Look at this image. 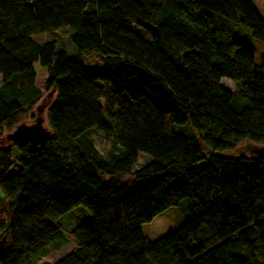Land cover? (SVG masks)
Here are the masks:
<instances>
[{
	"label": "trees",
	"instance_id": "trees-1",
	"mask_svg": "<svg viewBox=\"0 0 264 264\" xmlns=\"http://www.w3.org/2000/svg\"><path fill=\"white\" fill-rule=\"evenodd\" d=\"M236 25L264 42L251 0H0V134L41 98L34 64L54 94L44 145L1 137L0 264H37L66 234L73 250L42 264H264V156L232 154L264 144V55L254 62ZM67 27L76 55L32 38ZM91 52L107 73L84 68ZM92 127L112 140L106 155ZM138 152L150 161L123 180ZM183 199L176 230L141 234ZM77 205L91 216L64 232L57 218Z\"/></svg>",
	"mask_w": 264,
	"mask_h": 264
},
{
	"label": "rangeland",
	"instance_id": "rangeland-1",
	"mask_svg": "<svg viewBox=\"0 0 264 264\" xmlns=\"http://www.w3.org/2000/svg\"><path fill=\"white\" fill-rule=\"evenodd\" d=\"M254 4L260 15L264 19V0H251ZM131 29L138 33L139 35L145 37V34L142 32L141 29L131 26ZM234 33H232V37L244 47L250 49L253 55L254 62L258 64L260 62V56L264 55V42L259 41L252 37L250 31L242 26L236 25L234 28ZM73 32L71 28H60L53 31H47L43 33H39L33 35L32 38L38 44H42L45 41H55L56 46L59 48H63L67 54L69 55H76V49L70 40V34ZM234 49V47H233ZM81 63L83 64L84 68L90 73H107L106 64L103 62L100 55L95 52L91 53H84L79 56ZM34 83L36 87L42 88L41 98L33 105L32 109L28 111L25 117L22 119L21 123L29 124L33 122L35 118L40 115L44 118L42 125L44 127L47 126L46 121V110L43 109V112H37V107L40 105H48V103L54 99V94H49L46 99V91L43 89V83L47 76L45 68L39 66L38 64H34ZM221 83L232 89V83L227 78H221ZM190 129V131L188 130ZM175 131H188L189 133L192 132L187 123L174 125ZM7 132L3 131L0 134V146H4L6 141L2 140V135L4 136ZM87 135L92 140L96 150L101 155H106L109 150H111L112 140L108 137H105L101 134L95 127L90 128L87 131ZM252 147H264V144L261 143H253L250 141H240L232 154H242V155H249V150ZM150 156L144 152L137 153V160L133 164L129 173L122 174L121 178L123 180L127 179L131 176L136 169L141 167L142 165L146 164L150 161ZM199 165H203L204 162L198 163ZM188 203L186 199L181 200L177 205L170 206L163 211H161L157 216H155L150 222H145L140 225L141 234L147 238L149 241H155L161 237H164L168 233L176 230L185 219V213L187 209ZM91 214L89 210L83 205H77L62 214L57 218V223L62 227L63 231H69L70 229L74 228L75 226L79 225L83 221L90 218ZM67 242L60 246L58 249L53 247L46 248V253L41 256L37 260V264L42 263H52L62 256L66 255L68 252L72 251L74 248V242L70 238L69 235L66 234Z\"/></svg>",
	"mask_w": 264,
	"mask_h": 264
},
{
	"label": "water",
	"instance_id": "water-1",
	"mask_svg": "<svg viewBox=\"0 0 264 264\" xmlns=\"http://www.w3.org/2000/svg\"><path fill=\"white\" fill-rule=\"evenodd\" d=\"M45 105L37 107V112H43ZM44 118L38 115L31 124L21 123L5 134V140L29 144L31 147L42 146L50 138L51 132L42 125ZM251 156H264V147H252Z\"/></svg>",
	"mask_w": 264,
	"mask_h": 264
},
{
	"label": "flooded vegetation",
	"instance_id": "flooded-vegetation-1",
	"mask_svg": "<svg viewBox=\"0 0 264 264\" xmlns=\"http://www.w3.org/2000/svg\"><path fill=\"white\" fill-rule=\"evenodd\" d=\"M32 122H30L29 124H31Z\"/></svg>",
	"mask_w": 264,
	"mask_h": 264
}]
</instances>
